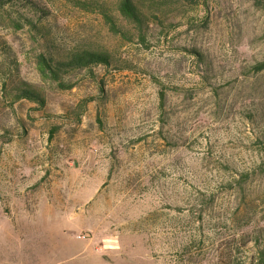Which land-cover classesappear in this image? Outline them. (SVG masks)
I'll return each instance as SVG.
<instances>
[{
    "label": "rangeland",
    "instance_id": "1",
    "mask_svg": "<svg viewBox=\"0 0 264 264\" xmlns=\"http://www.w3.org/2000/svg\"><path fill=\"white\" fill-rule=\"evenodd\" d=\"M136 1L0 8V264H264V0Z\"/></svg>",
    "mask_w": 264,
    "mask_h": 264
},
{
    "label": "trees",
    "instance_id": "2",
    "mask_svg": "<svg viewBox=\"0 0 264 264\" xmlns=\"http://www.w3.org/2000/svg\"><path fill=\"white\" fill-rule=\"evenodd\" d=\"M23 1L26 0H0V8L6 9L7 7H11L16 3ZM68 1H70L75 7L80 8L82 10L95 13L97 12L101 14L104 17L105 21L110 25L112 31L119 34L123 32L122 28L118 24L116 17L106 5L91 2V0ZM118 10L125 19L137 26L141 32L143 31L146 25V15L136 0H119ZM25 22L27 21L25 20ZM19 24L21 27L25 26L22 25L20 22ZM30 24L32 25L33 23L30 21ZM109 64L110 55L107 52H99L94 50H80L69 53V55L63 59H58L53 55H41L39 59V71L44 80H53L59 82V85L63 87L65 86L63 75L67 74L68 72L80 69H87L91 66L96 65L107 66ZM257 69L263 70L264 63L258 65ZM18 98L36 102L41 106H45L46 104L42 94L31 86L19 89Z\"/></svg>",
    "mask_w": 264,
    "mask_h": 264
},
{
    "label": "built area",
    "instance_id": "3",
    "mask_svg": "<svg viewBox=\"0 0 264 264\" xmlns=\"http://www.w3.org/2000/svg\"><path fill=\"white\" fill-rule=\"evenodd\" d=\"M85 238V237H84Z\"/></svg>",
    "mask_w": 264,
    "mask_h": 264
}]
</instances>
